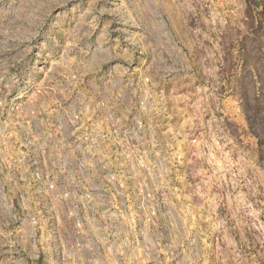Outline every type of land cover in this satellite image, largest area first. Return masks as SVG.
<instances>
[{"label": "rangeland", "instance_id": "374dc122", "mask_svg": "<svg viewBox=\"0 0 264 264\" xmlns=\"http://www.w3.org/2000/svg\"><path fill=\"white\" fill-rule=\"evenodd\" d=\"M50 104L55 205L19 156ZM117 255L264 264V0H0V264Z\"/></svg>", "mask_w": 264, "mask_h": 264}, {"label": "built area", "instance_id": "2783aa9c", "mask_svg": "<svg viewBox=\"0 0 264 264\" xmlns=\"http://www.w3.org/2000/svg\"><path fill=\"white\" fill-rule=\"evenodd\" d=\"M51 105V106H50ZM46 105L44 112L41 111L40 105H35L31 109L30 119L22 121L23 128L20 130L21 142L19 152L21 170L24 176L25 182H28V191H31L30 197L34 195L42 203L55 205V105ZM82 134V128H76L72 126L66 135L67 140L71 142L78 141L77 134ZM117 134L118 130H115V126L108 128L99 124L91 122L86 129L83 130L82 140L89 142H104L107 139V134L113 137L112 134ZM73 135V136H72ZM67 142V141H66ZM84 161L86 163V170H88L89 160ZM4 163L11 164V155L4 150ZM69 167L74 164L78 166L79 161L73 157L69 160ZM75 191V188H71ZM75 193L65 192L64 198H67L74 204L72 197Z\"/></svg>", "mask_w": 264, "mask_h": 264}, {"label": "crops", "instance_id": "0c3cea01", "mask_svg": "<svg viewBox=\"0 0 264 264\" xmlns=\"http://www.w3.org/2000/svg\"><path fill=\"white\" fill-rule=\"evenodd\" d=\"M117 258H116V262H115V264H118L119 262H118V259H119V261H120V258H118V255L116 256ZM94 263H104L103 262V259H94ZM106 263H109V261L108 260H106Z\"/></svg>", "mask_w": 264, "mask_h": 264}]
</instances>
